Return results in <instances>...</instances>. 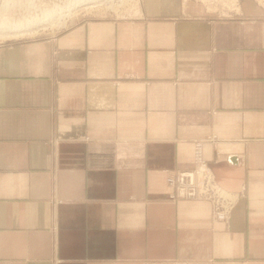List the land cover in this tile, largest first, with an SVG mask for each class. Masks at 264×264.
<instances>
[{"label":"crops","instance_id":"1","mask_svg":"<svg viewBox=\"0 0 264 264\" xmlns=\"http://www.w3.org/2000/svg\"><path fill=\"white\" fill-rule=\"evenodd\" d=\"M199 139L228 220L172 195ZM0 264H264V0L0 44Z\"/></svg>","mask_w":264,"mask_h":264},{"label":"rangeland","instance_id":"2","mask_svg":"<svg viewBox=\"0 0 264 264\" xmlns=\"http://www.w3.org/2000/svg\"><path fill=\"white\" fill-rule=\"evenodd\" d=\"M73 1L0 0V33H2L1 30L3 28V30H6L4 25H15L18 23L28 24L29 22L33 23L30 29L34 31L36 30L35 34L24 35L18 38H0V44L52 36L77 22L94 17H127L136 13L139 3V1L132 2L130 0H128L129 2H126L125 0H123L125 2L122 0H99L97 2H89L92 3L90 5L89 3H85L87 2L86 0H81L82 2L80 0ZM47 11H51V15H46ZM42 20L46 21L42 22ZM63 21L66 22L65 25L58 27V23H62Z\"/></svg>","mask_w":264,"mask_h":264},{"label":"built area","instance_id":"3","mask_svg":"<svg viewBox=\"0 0 264 264\" xmlns=\"http://www.w3.org/2000/svg\"><path fill=\"white\" fill-rule=\"evenodd\" d=\"M211 3H229L235 6L237 0H202ZM213 139H199L194 145V166L175 173L169 179L174 197L209 200L218 219L228 220L244 189L232 191L220 184L206 157L205 147Z\"/></svg>","mask_w":264,"mask_h":264},{"label":"bare ground","instance_id":"4","mask_svg":"<svg viewBox=\"0 0 264 264\" xmlns=\"http://www.w3.org/2000/svg\"><path fill=\"white\" fill-rule=\"evenodd\" d=\"M73 1V0H72ZM79 1V0H78ZM81 1V0H80ZM87 2H85V3H89V2H97V1H99V0H86ZM123 1V0H122ZM126 2L128 1V0H125ZM125 1H123V2H125ZM130 1H132V2H138L139 0H130ZM74 2V1H73ZM82 2V1H81ZM129 2V1H128ZM90 5L92 4V3H89ZM98 4V3H97ZM96 4V5H97ZM75 5H76V2H75ZM82 6V5H81ZM84 6V5H83ZM74 7V6H73ZM77 7H78V5H77ZM76 7V8H77ZM86 7V6H85ZM91 7V6H90ZM89 7V8H90ZM98 7V6H97ZM69 8V7H68ZM75 8V7H74ZM84 8V7H83ZM87 8V7H86ZM94 8V7H93ZM72 9V8H71ZM88 9V8H87ZM92 9V8H91ZM95 9V8H94ZM70 10V9H69ZM93 10V9H92ZM70 12H72V11H70ZM51 11L50 12H48L47 11V13H46V15H51ZM66 20V19H65ZM46 20H42V22H45ZM65 21H63L62 23L60 22V23H58V27L59 26H64L65 25ZM31 25H33V23L32 22H29L28 24H22V23H18V24H11V25H4V27L6 28V30H1L2 31V33H0V38H2V39H11V38H18V37H21V36H24V35H31V34H35L36 33V30L34 31V30H31L30 28H31ZM56 25V24H55ZM52 26V25H51ZM57 27V28H58ZM53 28V27H52ZM8 31V32H7Z\"/></svg>","mask_w":264,"mask_h":264}]
</instances>
